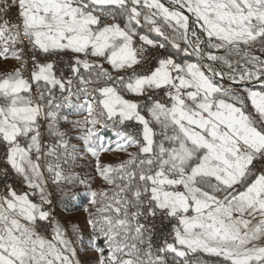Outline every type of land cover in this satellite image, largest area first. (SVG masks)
Instances as JSON below:
<instances>
[{
  "label": "snow or ice",
  "instance_id": "obj_1",
  "mask_svg": "<svg viewBox=\"0 0 264 264\" xmlns=\"http://www.w3.org/2000/svg\"><path fill=\"white\" fill-rule=\"evenodd\" d=\"M0 264H264V0H0Z\"/></svg>",
  "mask_w": 264,
  "mask_h": 264
}]
</instances>
